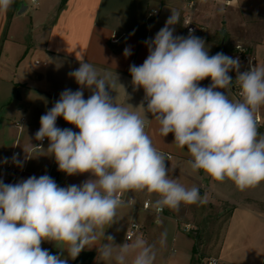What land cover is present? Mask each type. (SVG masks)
I'll return each instance as SVG.
<instances>
[{"label":"clouds","instance_id":"clouds-1","mask_svg":"<svg viewBox=\"0 0 264 264\" xmlns=\"http://www.w3.org/2000/svg\"><path fill=\"white\" fill-rule=\"evenodd\" d=\"M13 3L0 0V11L6 12ZM179 22L180 13L171 10L154 38L144 41L148 48L144 62L129 67L134 88L145 93L146 107L140 106L144 117L116 102L112 95L116 74L115 79L102 74L83 58L68 73L80 87L60 93L40 117L35 139L49 141L47 151L59 171L68 176L88 173L90 178L65 187L47 174L14 184L0 179V264H68L69 258L75 260L101 237L107 243L97 251L104 260L129 264L131 257V264H155L154 244L138 237L116 245L113 236H105V227L126 206L122 194H155L157 225L165 208L178 212L182 205L205 203L206 197L197 186L186 187L170 174L173 169L145 131L146 113L159 124L162 137L172 133L173 143L187 149L194 173L229 180L240 190L264 182V134L255 116L264 106V66L250 63L241 72L238 57L209 55L205 40L192 29L186 37L174 35ZM131 54V47H126L124 55ZM232 71L235 80L229 75ZM206 78L211 83L200 86ZM234 81L241 90L236 101L225 91ZM85 89L91 93L87 99ZM58 117L78 131L58 127ZM12 163L22 167L24 161L16 154ZM166 237V232L161 234V245ZM44 241L54 243L61 253L42 248Z\"/></svg>","mask_w":264,"mask_h":264},{"label":"crops","instance_id":"crops-1","mask_svg":"<svg viewBox=\"0 0 264 264\" xmlns=\"http://www.w3.org/2000/svg\"><path fill=\"white\" fill-rule=\"evenodd\" d=\"M220 1L226 8L238 11L230 15L226 11L221 12L213 0H36V3L33 0H14L6 12L0 11V88L5 85L11 90L8 98L0 99V179L6 184H14L30 176L47 174L61 187L79 185L89 179L88 173L68 176L59 171L55 158L47 151L48 140L41 148H36L35 133L40 128V117L59 99L63 90L76 91L80 87L68 73L79 67L82 58L102 74L107 73L113 79L116 74L118 82L112 93L116 102L144 117L140 106L143 103L146 107L145 93L143 88H134L129 67L144 62L148 55L144 41L154 38L165 25L171 10L180 13V22L174 25V35L186 37L185 21L190 19L197 27L194 35L203 38L206 46H210L209 55L217 52L231 54L240 46L252 52L257 57L258 66H261L264 33L258 37L255 30L258 29L257 21L264 19V13L244 10L250 7H241L240 0ZM260 3L264 7V0ZM187 7L190 14L185 13ZM153 11L158 15L150 17ZM248 17L252 19L248 20ZM116 39L119 41L114 43ZM129 46L132 54L125 56L124 49ZM32 53H39L43 64L39 61L35 66L22 63L20 58ZM241 68H244L242 63ZM229 75L236 79L235 71ZM210 83L211 79L206 78L200 81V86L207 87ZM238 88L234 81L232 87L225 90L230 100L241 99ZM90 94L88 89L84 90L85 99ZM146 116L149 120L146 119L145 131L157 150L166 157L168 168L173 169L170 174L186 187L197 186L201 195L206 197L205 203L182 205L178 212H211L217 202H227L232 206L224 236L202 244L197 256L204 257L205 262L209 258H218L221 264H264V206L261 208L257 204L264 203V198L251 193L236 199L229 192L232 189L227 180L215 181L203 171L194 173L188 164L190 154L187 149L178 148L173 143L172 133L162 137L159 124L151 120L150 113ZM255 116L260 117L258 113ZM22 118H26V123L22 130H18L16 122ZM261 125L262 119L258 127ZM57 126L78 131L62 117L57 118ZM16 147L21 151L25 173L20 177L6 176L1 173V168L10 161ZM5 159L8 162L2 163ZM122 196L126 206L118 209L116 221L105 227V236H113L114 243L118 245L116 238L121 225L124 232L122 241L126 242L130 227L127 220L132 218L134 221L141 212H145V225L141 227L143 240L158 241L164 230L172 232L176 237L173 240L179 237L180 241L175 252L186 250L182 264H192L197 242L176 233L178 224L174 216L177 211L165 208L160 214L162 223L157 225V214L152 206L157 199L155 194L129 191ZM145 202H150V210L143 208ZM104 243L107 241L101 237L75 260L69 258L68 264H113V260H104L97 251ZM41 246L53 255L62 251L47 241ZM63 257H68L66 250ZM177 262L172 264H179Z\"/></svg>","mask_w":264,"mask_h":264},{"label":"rangeland","instance_id":"rangeland-1","mask_svg":"<svg viewBox=\"0 0 264 264\" xmlns=\"http://www.w3.org/2000/svg\"><path fill=\"white\" fill-rule=\"evenodd\" d=\"M218 4L219 9L223 8V12H227L228 15H230L232 12H237V9H228L225 7L224 3L220 0H213ZM241 7H244L248 5L250 8H243L244 10H247L248 12L251 11L252 13L262 14L264 13V7L261 6L262 0H240ZM185 10L186 14H190V11H188V7ZM248 16V15H247ZM248 20L252 19L250 17L247 18ZM257 21L256 19L254 20ZM257 30H255V35H258V37H261L264 33V19H260L257 21ZM228 29V28H226ZM222 36L219 38V41H221ZM208 49H210V46L207 45ZM230 47H228L229 49ZM21 60H23L22 63L35 66V62L39 61V63L43 64L42 56L39 53H32L31 55L27 57H21ZM261 66H264V60L263 63H261ZM38 69H41L42 67H36ZM11 90L9 89V86H3L0 88V99H6L10 96ZM262 119V125L261 127H258L259 132L261 134H264V106H261L259 110L256 112ZM230 183V188L232 190H229L230 194L233 197H236V199H242L245 196H248L249 194H257L259 198H264V182H261L259 185L251 188H247L245 190L238 189L235 184L229 180H227ZM261 208H263L264 203H257ZM232 206L229 205L227 202H217V205L213 208L211 212H175V219H177V230L176 233L180 234L182 236H185L186 238H190V240H196L197 246H196V256L193 257L192 264H204L205 259L204 257L197 256L199 251H201V245L205 244L207 241L214 239L215 237H223L226 231V228L228 226V221L230 217V213L232 211ZM145 212H141V216L137 219L129 218L127 220V223L130 225L132 223H137L141 227L142 225H145V221L143 220L144 217H146ZM187 226L190 227V229H187ZM143 228V227H142ZM144 231V230H143ZM142 229L140 233L137 235L136 238L142 237ZM145 231H149L147 226H145ZM164 232L167 233L166 237V243L164 245H161L159 243L160 240H154L152 242H149V240L146 238L145 241L148 244H154L155 250H156V259L155 264H172L176 260H178L177 263L182 264L183 257L185 256V249L180 250V253H176L175 249H177V246L179 245V237L175 241L173 240L175 236H173L172 232H168L164 230ZM172 233V234H171ZM141 234V236H140ZM123 238H124V232L122 229V226H119V230L117 232V244L121 245L123 244ZM135 238V239H136ZM176 238V237H175ZM134 239V240H135ZM181 239V238H180ZM133 240V241H134ZM131 243V242H130ZM113 264H115V261L113 260ZM129 264H131V257H129Z\"/></svg>","mask_w":264,"mask_h":264},{"label":"built area","instance_id":"built-area-1","mask_svg":"<svg viewBox=\"0 0 264 264\" xmlns=\"http://www.w3.org/2000/svg\"><path fill=\"white\" fill-rule=\"evenodd\" d=\"M33 3H36V0H33ZM226 4L229 5V2L226 1ZM191 6H193V4ZM156 15H158V12L153 11L150 14V17H154ZM185 26L187 28V32L188 33H189V29H192L194 31V33L197 31V27L194 25V23L190 19L185 21ZM201 30L204 31L203 28H201ZM118 41H119V39H116L113 42L117 43ZM226 55L231 56L233 58H236V57L239 58L240 62L242 64H244V68L240 69L241 72H243L245 70H248L250 63L252 65H258L257 57L252 52H250V51H248V50H246V49H244V48H242L240 46H238L233 53L226 54ZM240 91L241 90H240V87H239L238 88L239 95H240ZM256 120H257L258 124L261 123L260 117L257 116ZM25 123H26V118H22L20 121L16 122V128H18V130H22ZM46 141H47V139H45L43 141H38V145H37L36 148H41L42 145L44 143H46ZM16 154H18V158L21 160V151L17 147L14 149V151L12 153V157L14 155H16ZM12 157H11L10 161L1 168V173L6 175V176H10V177H20V176H22L25 173V169H22V167H18L17 165L12 163ZM122 198H123V196H122ZM143 208L145 210H150L151 209L150 202H145ZM141 229L142 228H141V226L139 224L132 223L130 225V227L128 228V230H127L125 239L128 242H132L137 237V235L140 233ZM187 229L189 230L190 227L187 226ZM212 260L215 261V264H221V261L218 258H209L204 264H211Z\"/></svg>","mask_w":264,"mask_h":264}]
</instances>
